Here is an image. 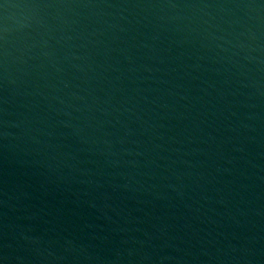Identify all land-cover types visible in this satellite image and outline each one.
Returning a JSON list of instances; mask_svg holds the SVG:
<instances>
[{"label":"water","instance_id":"obj_1","mask_svg":"<svg viewBox=\"0 0 264 264\" xmlns=\"http://www.w3.org/2000/svg\"><path fill=\"white\" fill-rule=\"evenodd\" d=\"M0 264H264V0H0Z\"/></svg>","mask_w":264,"mask_h":264}]
</instances>
